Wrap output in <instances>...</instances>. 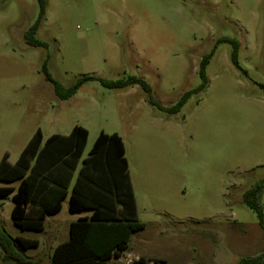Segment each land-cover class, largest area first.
I'll return each instance as SVG.
<instances>
[{"label": "rangeland", "instance_id": "1", "mask_svg": "<svg viewBox=\"0 0 264 264\" xmlns=\"http://www.w3.org/2000/svg\"><path fill=\"white\" fill-rule=\"evenodd\" d=\"M39 13L38 0H0V162L8 154L15 163L39 129L46 140L84 127L85 156L102 131L117 133L146 224L120 262L239 264L264 252L258 216L243 201L264 179V0H47L36 34L46 46L34 48L24 34ZM221 39L240 44L238 66ZM213 50L207 89L176 115L151 106L139 85L111 90L91 80L60 100L43 72L64 87L83 76L142 78L171 108L202 84L200 64ZM9 185L18 184L0 182ZM13 206L0 198L1 226L37 240L24 255L51 264L78 215L67 202L44 231H22ZM0 264H12L1 251Z\"/></svg>", "mask_w": 264, "mask_h": 264}, {"label": "trees", "instance_id": "2", "mask_svg": "<svg viewBox=\"0 0 264 264\" xmlns=\"http://www.w3.org/2000/svg\"><path fill=\"white\" fill-rule=\"evenodd\" d=\"M38 2L39 17L24 34L26 44L34 48L46 46L36 39V34L46 18L47 0ZM219 42L233 45L232 61L238 66L240 44L231 39H221ZM214 53L215 50L201 61L199 75L202 84L197 89L186 92L171 108L163 107L152 97L151 86L142 78L129 77L107 81L83 76L70 87H64L52 78L46 65L43 72L60 100L70 99L91 80H99L111 90L139 85L148 95V103L151 106L169 115H176L192 95L207 89L209 79L206 70ZM260 87L264 91V85L260 84ZM88 138V130L81 126H75L68 135L54 134L46 140L39 129L15 163L9 162L8 154H5L0 162V182L18 184L0 186V198L12 197L14 206L11 217L15 226L22 231L42 232L47 217L60 213L67 199L70 212H91L90 216L70 224L69 239L55 248L51 264H123L120 260L129 251L132 236L146 228V224L139 220L122 137L117 133L107 134L102 131L88 155L83 158ZM263 194L264 179L244 193L243 201L256 212L264 232ZM38 245L37 240L13 237L0 224V251L3 262L37 264L26 257L24 251ZM131 264L167 262L162 259L139 258ZM239 264H264V252L244 258Z\"/></svg>", "mask_w": 264, "mask_h": 264}, {"label": "crops", "instance_id": "3", "mask_svg": "<svg viewBox=\"0 0 264 264\" xmlns=\"http://www.w3.org/2000/svg\"><path fill=\"white\" fill-rule=\"evenodd\" d=\"M104 132V131H103ZM108 134V133H107ZM63 135V134H62ZM68 135V134H67ZM124 142V141H123ZM87 145H88V143H87ZM125 145V144H124ZM87 148V147H86ZM91 150V149H90ZM86 151V150H85ZM89 153V152H88ZM84 154H85V152H84ZM88 155V154H87ZM86 155V156H87ZM85 155L83 156V158H85L86 157ZM82 158V159H83ZM81 167V162H80V165H79V168ZM79 168H78V170H79ZM78 170H77V172H76V176H77V173H78ZM129 171H130V167H129ZM76 176H75V178H76ZM130 177H131V181H132V185H133V189H134V193H135V188H134V183H133V179H132V176H131V173H130ZM74 178V179H75ZM135 199H136V204H137V210H138V216H139V208H138V202H137V198H136V194H135ZM68 202V204H69V199H67L66 201H64V203H63V208H62V211H63V209H64V204L65 203H67ZM61 211V212H62ZM60 212V213H61ZM60 213H58V214H60ZM72 213V212H71ZM58 214H56V215H58ZM73 214H75V215H78V218L76 219V220H74V221H72V222H75V221H77V220H79V219H82V218H84V217H88V216H90L91 215V212H83V213H73ZM71 222V223H72ZM70 223V224H71ZM69 228H70V225H69ZM44 231V230H43ZM69 239V238H68ZM67 239V240H68ZM67 240H65V241H67ZM64 241V242H65ZM63 243V242H62ZM61 244V243H60ZM59 244V245H60ZM39 246V245H38ZM55 250V249H54ZM143 258V257H142Z\"/></svg>", "mask_w": 264, "mask_h": 264}]
</instances>
